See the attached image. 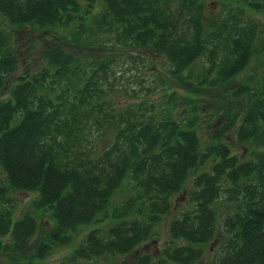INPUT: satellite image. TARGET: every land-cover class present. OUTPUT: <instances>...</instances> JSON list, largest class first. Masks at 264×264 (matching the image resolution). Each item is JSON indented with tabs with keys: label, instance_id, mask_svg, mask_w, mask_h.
Returning a JSON list of instances; mask_svg holds the SVG:
<instances>
[{
	"label": "trees",
	"instance_id": "16d2710c",
	"mask_svg": "<svg viewBox=\"0 0 264 264\" xmlns=\"http://www.w3.org/2000/svg\"><path fill=\"white\" fill-rule=\"evenodd\" d=\"M225 1L226 18L209 14L208 0H0V17L28 30L75 27L74 43L104 38L137 49L139 62L161 56L176 76L206 62L204 73L214 71L221 85H231L253 57H264V23L256 16L264 14V0ZM9 35L0 30V91L20 64ZM66 49L44 51L48 64L27 69L0 99V238L12 237L9 244L0 240V250L24 252L36 233L32 213L16 216V192H34L33 211L54 219L36 247L37 260L97 225L65 264L136 252L182 193L191 206L171 222L170 245L157 261L144 254L135 264H264V153L240 161L224 140L242 119L240 143L264 144V107L225 118L202 148L196 113L177 119L118 111L109 99L111 60L84 64ZM239 86L250 102L253 91L264 94L250 81ZM125 191L133 193L112 203ZM222 194L227 215L220 229ZM212 242L219 253L207 257Z\"/></svg>",
	"mask_w": 264,
	"mask_h": 264
},
{
	"label": "rangeland",
	"instance_id": "374dc122",
	"mask_svg": "<svg viewBox=\"0 0 264 264\" xmlns=\"http://www.w3.org/2000/svg\"><path fill=\"white\" fill-rule=\"evenodd\" d=\"M229 2L225 0H208L209 14L216 17L221 15L226 18L227 12L224 4ZM256 16L258 20L264 23V14H256ZM0 30L9 32L12 48L20 59L17 72L9 78V83L0 91L1 100L8 98L12 84L27 69L35 72L48 64L42 55L44 51L62 46L67 48L68 52L75 54L84 64H86L85 62H94L96 65L103 60H111L109 65L113 68V72L110 74L112 90L109 93V99L118 111L119 109H132V111L137 112L143 110L148 114L156 115L157 118H161L166 112L168 114L175 113L177 119H185L196 113L198 135L202 141V148L212 143L225 118L226 120L230 117L234 118L235 115H241L242 117L248 110L254 109L253 111H255L259 110L260 107H264V94L261 95L253 91L254 95L251 97L250 102V95L239 91V85L248 81H250L252 89L257 88L259 92L264 90L263 56L253 57L244 72L235 80H232L231 85H221L218 79L216 80L217 75L214 71L211 75L207 73L208 71L204 73L203 67L206 62L195 65L192 71L176 76L173 68L161 56L154 57L149 54L148 58L144 59L143 62H139L134 56L138 54L137 49L129 52L130 48L119 46L104 38H89L74 43L72 37L74 36L75 27L47 31L28 30L8 26L5 19L0 17ZM241 124L242 119L236 122L235 127L225 136L224 140L231 148L233 156H238L240 161H251L256 158V151L264 153V144L254 147L251 142L240 143L237 132ZM109 137L110 135L104 139L108 140ZM207 171H210V168H207ZM126 184L132 186L129 182H126ZM191 185L192 180H188L185 188L189 190ZM132 193L129 192L126 195V191L120 192L112 203L120 204ZM12 196L17 201L16 216L18 218H21L27 212L36 217V233L31 237L24 252L5 253L4 250H0V263L2 264H65L71 258L70 256L74 250L81 244L84 234L97 227L95 224L84 227L79 233L75 234L74 240L68 246L54 247L46 256L37 260L34 258L36 247L45 241L48 232L54 226V219L49 212L40 215L33 211L32 203L37 198L34 192H16ZM221 198L216 204V209L219 213V228L223 229L227 211H223L221 207L225 200L223 194ZM227 201L229 202V200ZM172 203L173 210L170 214L164 216L157 227L156 235L137 249L136 252L129 255H107L94 260H78L75 264H135L137 257L144 254L153 256L154 260L157 261L162 251L170 245L169 229L171 222L191 206L188 204L186 194L182 193L174 197ZM229 204L228 210L233 211L235 205ZM1 239L5 244L12 243L11 236ZM182 244H186V242L177 241L174 246ZM218 244L212 242L205 246L207 257L219 253L217 250L211 251V248H217ZM167 264L176 263L170 262ZM197 264L204 263L199 262Z\"/></svg>",
	"mask_w": 264,
	"mask_h": 264
}]
</instances>
